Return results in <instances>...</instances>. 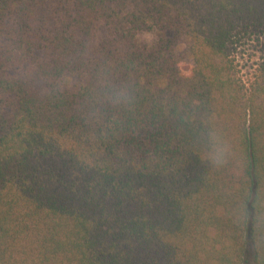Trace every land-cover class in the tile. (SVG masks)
Segmentation results:
<instances>
[{
    "label": "trees",
    "instance_id": "trees-1",
    "mask_svg": "<svg viewBox=\"0 0 264 264\" xmlns=\"http://www.w3.org/2000/svg\"><path fill=\"white\" fill-rule=\"evenodd\" d=\"M263 36L264 0H0V264H264Z\"/></svg>",
    "mask_w": 264,
    "mask_h": 264
},
{
    "label": "rangeland",
    "instance_id": "rangeland-1",
    "mask_svg": "<svg viewBox=\"0 0 264 264\" xmlns=\"http://www.w3.org/2000/svg\"><path fill=\"white\" fill-rule=\"evenodd\" d=\"M153 34V33H152ZM154 36V40L155 41V35ZM264 39V36L262 38V40ZM261 49V45L258 44L257 41H251L248 44H246L241 52V56H240V60H241V65L243 67V72H244V77L245 79H247L248 77H250V71H252L251 69L254 67L253 64L257 61V57H258V53ZM180 51H182V47L179 49ZM183 68L185 70H188L189 66L188 65H184Z\"/></svg>",
    "mask_w": 264,
    "mask_h": 264
},
{
    "label": "clouds",
    "instance_id": "clouds-1",
    "mask_svg": "<svg viewBox=\"0 0 264 264\" xmlns=\"http://www.w3.org/2000/svg\"><path fill=\"white\" fill-rule=\"evenodd\" d=\"M136 39L139 43H147L149 47L152 46L154 36L150 32L137 33ZM227 162V149L221 148L216 154V163L218 165H224Z\"/></svg>",
    "mask_w": 264,
    "mask_h": 264
}]
</instances>
